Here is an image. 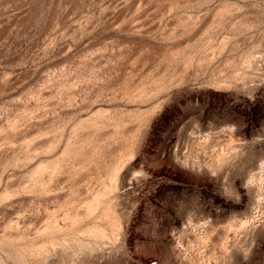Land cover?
<instances>
[{
    "label": "rangeland",
    "instance_id": "1",
    "mask_svg": "<svg viewBox=\"0 0 264 264\" xmlns=\"http://www.w3.org/2000/svg\"><path fill=\"white\" fill-rule=\"evenodd\" d=\"M0 264H264V0H0Z\"/></svg>",
    "mask_w": 264,
    "mask_h": 264
}]
</instances>
